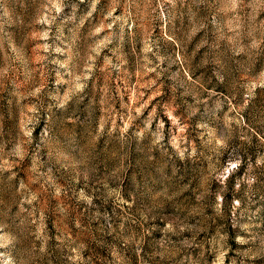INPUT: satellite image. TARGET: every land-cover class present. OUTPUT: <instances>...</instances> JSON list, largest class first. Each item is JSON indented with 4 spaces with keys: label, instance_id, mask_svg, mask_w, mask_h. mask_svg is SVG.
I'll use <instances>...</instances> for the list:
<instances>
[{
    "label": "rangeland",
    "instance_id": "374dc122",
    "mask_svg": "<svg viewBox=\"0 0 264 264\" xmlns=\"http://www.w3.org/2000/svg\"><path fill=\"white\" fill-rule=\"evenodd\" d=\"M0 264H264V0H0Z\"/></svg>",
    "mask_w": 264,
    "mask_h": 264
}]
</instances>
